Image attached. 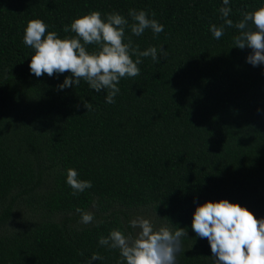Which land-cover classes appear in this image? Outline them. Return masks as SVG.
I'll list each match as a JSON object with an SVG mask.
<instances>
[{"label":"trees","instance_id":"16d2710c","mask_svg":"<svg viewBox=\"0 0 264 264\" xmlns=\"http://www.w3.org/2000/svg\"><path fill=\"white\" fill-rule=\"evenodd\" d=\"M223 6L0 0V264H87L94 253L103 259L92 264H126L118 249L98 241L112 229L135 235L130 213L139 210L152 213L158 228L188 229L177 264H213L208 240L191 229L198 205L227 199L264 218V64L247 63L251 49L234 47L237 29L213 37L209 28L224 23ZM228 6L235 24L264 0ZM129 9L145 10L164 31L137 37L128 28L125 43L131 37L141 51L163 46L167 58H142L140 75L121 79L115 103L83 80L59 90L70 73H31L34 50L23 42L30 20L63 39L75 36L65 25L93 10L105 19L118 12L131 24ZM69 168L92 187L72 195ZM77 208L94 221L82 224Z\"/></svg>","mask_w":264,"mask_h":264},{"label":"clouds","instance_id":"9594fccd","mask_svg":"<svg viewBox=\"0 0 264 264\" xmlns=\"http://www.w3.org/2000/svg\"><path fill=\"white\" fill-rule=\"evenodd\" d=\"M223 5L219 13L224 23L219 27L212 24L209 28L213 37L219 40L226 26L237 29L239 34L233 37L234 47L251 49L247 63L253 66L264 64V6L243 12L242 19L234 24L229 18L232 12L229 0H223ZM103 15L106 19L102 18L101 12L93 10L75 18L63 28L65 33L72 32L75 36L63 39L56 32H49L42 20H30L23 42L34 50L29 65L31 73L36 77L70 73L58 85L59 90L78 86L83 80L95 92H106V103L113 104L120 92L118 85L121 79L140 75L138 65L142 58L151 57L155 63H160L161 58L166 60L167 51L163 46L159 49L150 46L141 51L139 46L133 47L131 37L125 43L128 28L137 37L147 29H151L154 35L164 31V25L150 19L145 10L129 9L131 24L118 12ZM152 16H155L154 12ZM89 45H95L97 50L90 53ZM83 107L87 112L93 110L91 103L85 101ZM66 183L74 196L92 187L91 181L78 179L77 170L72 168L67 170ZM76 211L81 214L82 224L94 221L93 213L79 208ZM129 227L135 230V235H125L119 229H112L107 236L99 238V245L110 250L118 249L121 261L126 264H177V256L183 250L182 240L188 237L187 228L173 231L161 226L154 229L150 220L143 216L132 219ZM191 229L197 237L208 240L213 264H264V218H257L239 203L223 199L198 205ZM102 259L94 253L87 264Z\"/></svg>","mask_w":264,"mask_h":264},{"label":"rangeland","instance_id":"374dc122","mask_svg":"<svg viewBox=\"0 0 264 264\" xmlns=\"http://www.w3.org/2000/svg\"><path fill=\"white\" fill-rule=\"evenodd\" d=\"M133 212L130 213V220H132L136 217L143 216L144 218L150 220V222L154 226V229H158V223L156 222V217L152 213H150L148 210H139V211H135V213H133ZM156 223H157V225H156Z\"/></svg>","mask_w":264,"mask_h":264}]
</instances>
